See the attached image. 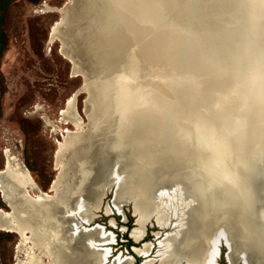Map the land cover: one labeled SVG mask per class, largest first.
Here are the masks:
<instances>
[{
	"label": "rangeland",
	"instance_id": "obj_1",
	"mask_svg": "<svg viewBox=\"0 0 264 264\" xmlns=\"http://www.w3.org/2000/svg\"><path fill=\"white\" fill-rule=\"evenodd\" d=\"M66 1L0 0V169L7 160L24 165L35 187L52 194L48 186L59 169H63L65 176L68 170L73 171L75 157H84L89 174L81 194L88 202L89 217L82 219L76 210L70 217V220H76L71 238L74 264H125L128 261L140 264L145 258L152 259L148 264H155L165 236L179 223L181 216L189 219V211L194 209L200 218L208 217V202L193 191L189 194L192 198L190 208L185 201L179 202L173 209L171 205L161 223H157L154 213H151L142 224L140 239L135 241L130 234L140 228L134 221L137 213L135 215L132 211V199L124 192L117 196L118 182L131 166L128 147H122L120 151L112 149L104 140L106 134L99 133L91 136L82 146L75 147V157L67 151L55 157L64 134L76 129L74 124L61 118V111L71 96L79 124L84 127L87 120L83 112L86 91L78 90L81 77L70 72V62L59 52V39L48 38L50 26L59 15L57 8ZM251 16L246 23L248 36L253 34L255 27V17ZM256 41L264 57L263 37L258 36ZM258 68L255 72L247 70L244 78V81L255 83L253 73L257 74V89L260 92L257 94L260 97L256 102L245 97L242 85L233 88L223 84L221 92L215 97L222 106L215 108L219 110L216 120L211 123L197 121L189 132L197 138V143L199 141L205 147L203 150L207 153L212 174L223 180L233 192L243 189L254 202L251 215L260 226H264V68L262 71ZM233 93L236 95L233 96ZM224 94L233 97L231 103L228 102L229 95L224 97ZM241 103L246 106L245 111L241 110ZM225 110H231L235 117L242 115L244 120L239 122L228 117L224 114ZM133 144L138 155L140 145L134 141ZM248 161L251 164L245 167ZM170 184L171 179L163 177L156 188L165 191ZM29 193L32 195L37 191L31 189ZM0 208L10 210L1 196ZM230 231L222 223L207 229L214 248L215 264H256L252 243H238L233 240ZM134 246L139 251H134ZM87 251L91 255L86 254ZM29 253L38 254L36 259L47 262V256L39 254L33 245L29 232L20 235L0 229V264H25ZM176 264L183 263L179 260Z\"/></svg>",
	"mask_w": 264,
	"mask_h": 264
},
{
	"label": "bare ground",
	"instance_id": "obj_2",
	"mask_svg": "<svg viewBox=\"0 0 264 264\" xmlns=\"http://www.w3.org/2000/svg\"><path fill=\"white\" fill-rule=\"evenodd\" d=\"M179 1L182 2L186 0ZM190 1L191 0H188L187 2ZM215 2L221 5L224 4V0H211L210 5L215 7ZM114 3V9L111 10L105 4L100 3L95 15L97 19L96 26L105 37L109 38L110 43H115L117 39L116 35L119 30L115 15L118 18V12L119 16H123L125 23L129 24L133 30L138 29V25H141V21L138 20L137 15L145 20H151L148 16H155L157 18L155 20L157 21V25H161V21H166V18L169 19V17L175 14L174 12L176 11L179 14L188 16L187 21L192 17V15L189 14V11L193 7V3L184 7H176L174 0H114ZM197 3L198 2L194 0V4L196 5ZM239 5L242 8H246L245 0H243V5ZM64 12L65 10L63 13ZM261 12L262 9L260 7H251L249 11L248 9L245 12L243 11V19L237 21L236 18L232 17L229 21L231 24V27H229L231 28V31L227 28L229 23L226 24L225 19L222 24L216 22L214 29L215 32L212 33L215 34V36L206 33L202 35L203 37L198 36V41L191 39V37L187 35L176 36V42H174V44L177 45V50L180 53V59L176 61L183 65V68L184 70H187V73L191 74H193L191 70L201 69L202 64L207 63V68L210 73L212 69L215 68V63L213 61L217 60L215 59V46L221 45L219 48V50H221L219 56L223 59V62L226 65L225 71L224 69L221 70L222 67L219 66L218 70L221 73L216 69V71L214 70L215 72H218V75H215V84L219 85V87L221 84L222 86L223 84H227L233 88L242 85L245 97L252 102H256L257 97H260L257 94L260 93L257 89V74L255 75V73H253L255 78L254 81H256L255 83L246 79L245 82L244 78L246 77L247 70H254L255 72L258 67L261 71L264 68V57L259 52V45L257 42L253 45V41H256L258 36H261L264 39V29H261V32L259 31V33L257 32L259 26L257 24L262 16ZM226 13L227 12H225V14ZM251 14L253 16H251ZM250 16L255 17V27L253 34L248 36L246 23L249 21ZM226 17L230 18V14H226ZM226 17L224 16V18ZM119 20H121L120 17ZM191 21H196V19L192 18L190 19V22ZM141 27L142 37L140 41L143 42L147 40L145 48L150 56L151 52L155 49V42L159 36L161 26L155 28L150 24H144V26L141 25ZM196 28L198 27L195 26L194 29ZM166 29L167 27H165V31ZM59 31L60 26L56 28L53 26L50 35H58ZM168 40L169 39H166V44L169 46L170 44L167 42L170 41ZM110 46H112V44ZM165 50L168 51L169 48H166ZM226 50H228V53L222 54ZM129 55L130 54L127 55L128 58ZM100 57L102 58L98 59ZM106 58L107 54L105 51L101 52L100 55H91V65L94 74L100 75L107 72L110 64L108 65V63H106ZM95 77L94 86H88V98L86 99L84 106V114L90 121L89 124L91 130L88 132L86 131V135H83L84 133L82 132H69L68 136L65 138L63 137L62 145H60L61 142L58 143L59 149L56 151L55 156L57 154H63L64 151H68L72 155L71 157H75L77 155L75 151L77 148L75 149V146L80 142L81 144L85 142L88 136H93L95 133L93 130L96 132L101 130L100 132L104 134V136L106 134L104 140L112 147V149L114 148L115 150L120 151V149L124 147V145L127 146V144L131 145V148L134 149L133 132L134 130L136 132L138 130V120L135 117V114L137 113L136 106L141 102L139 99L145 97V94L147 93L146 88L140 87L136 84H129L126 77L119 75L114 76L108 82L104 80L102 81L99 76ZM191 77L192 76L186 78L187 81L184 82V90L187 87L190 90L195 89L196 83H193L195 79H191ZM176 83L180 86L184 84L178 81ZM229 94H231V92H229ZM229 94H224L222 96L225 97V95L227 96ZM234 95L236 94L233 93V96ZM229 97V101L228 99H226V101L231 103L230 99L232 96L229 95ZM226 101H224V104ZM72 102L73 100L71 97L68 99L65 109L61 111V118L75 125L79 124L80 120L74 110ZM157 106V111L155 113H158L161 122L164 121L162 126V129H164L166 125L165 121L167 120L168 115H170V112L174 110V107H165L163 104H158ZM140 107L141 105L139 104L138 108L140 109ZM144 107H146V105H144ZM215 108H217V105ZM245 108L246 106L241 103V110L245 111ZM141 109H143V105ZM115 110H117V113H113ZM224 114L239 122L244 120L242 115L235 117L231 110H225ZM186 134H188V137L185 138V142H183L189 145L191 140L189 138L190 132H187ZM166 147L169 148L168 144H166ZM131 148L130 159L132 166L127 174L120 178L121 183L118 182L120 184H118L117 196L125 191L134 193L132 208L134 214L136 215L137 213L136 224H138L140 228L139 231H137V229L133 230L134 232L131 233V237L134 238L135 241L140 239L143 232L142 224L145 219L153 213V211H156L154 212L155 217L163 221L165 218V212L166 210H169L170 205L173 206H171L173 209L179 202L183 201L184 197H188L187 199L189 203H191L192 198L189 194L193 191L201 195V197L208 202L209 206V216L206 218H200L197 211H193L194 209L189 211V219L185 216V220L184 215L181 216L179 223H177L176 226H174V228H172V230L165 236V241L162 242V247L158 253V262L156 264H176L179 260L183 264H213V257L215 255L214 248L211 244L212 240L207 235V229L215 226V221L219 222V219L222 220V224L232 230V232L230 231V234L233 237V240L236 239L238 243L243 245L250 241L252 243L251 248L253 247L252 250L256 257V264H264V226H260L257 220L251 215L254 202L246 196V192L243 189H238L236 192H233L231 188L229 189L224 185L223 180L212 174L213 169L208 167V157L204 150H199V147L196 148V156L192 160H189L187 157H182V159L181 155L175 156L177 159L173 157V159L176 160L181 159L180 161L182 163L186 159L184 163H187V167L184 166V168L180 169L182 176H185L184 178L181 177L182 179H180V181H185V183H183V186L178 185L177 187L172 189L169 188L168 190L161 192L162 195L161 193H154V197L161 195L163 198L161 201H164L165 203L163 202L164 205L160 203V205L157 204L156 206H153L154 198L151 194L153 190H151L152 186L150 187V184L153 183L152 176L148 178V175H145V171L141 169L142 165L140 160H137L135 156L137 155L135 149L132 152ZM123 150L125 151V149ZM171 152L173 151L171 150ZM138 155H142L141 149L139 150ZM165 160H167V158H165ZM85 161V158L82 156L75 157L73 171L68 170L65 176L62 174L63 170L60 171L61 169H59L57 176L52 182L53 192L49 196L50 199L45 201L40 200V197L46 193L35 187L33 179L23 164L22 165L25 168L7 160L4 168H2V170L0 169V173L3 176L2 183L0 184V196L3 202L10 208L9 211H4L0 208V229L16 232L20 235H23V232H29L32 237L33 245L38 250V253L47 256V262H42L41 260L36 259L38 254L36 256L29 253L25 264H74L71 253V238L73 236V223H76V220H70V217L75 210L82 219L87 220L89 217L87 209L88 202L83 199L81 194L83 184L89 174ZM173 161L176 162L175 160ZM193 169L198 171V174H195ZM246 180H248V178ZM235 185L238 186V184ZM31 189H36L37 193H32L31 195L29 193ZM175 198L177 201H175ZM187 204L188 203L186 202L185 205ZM216 214H218L217 218ZM132 249L134 251H139V248L135 246L132 247ZM86 254L91 255L88 251ZM151 260L152 259L150 258H145L143 260L144 262L142 261L143 263H141L148 264ZM116 264H118V262ZM125 264L131 263L128 261Z\"/></svg>",
	"mask_w": 264,
	"mask_h": 264
},
{
	"label": "water",
	"instance_id": "obj_3",
	"mask_svg": "<svg viewBox=\"0 0 264 264\" xmlns=\"http://www.w3.org/2000/svg\"><path fill=\"white\" fill-rule=\"evenodd\" d=\"M174 1L176 7H184L193 3V7L189 11V14H191L192 17H190L188 21V16L179 14L177 11L174 12L175 14L171 15L169 19L166 18V21H161V25L156 24L157 21L155 20L157 18L155 16H148L151 20H145L137 15L142 26H144V24H150L155 28L161 26L159 36L155 42V49L151 52L150 56L145 48L147 40L143 42L140 41L142 37L141 25H138V29L133 30L129 24L125 23L123 16H119V12L118 18L113 12L117 19V27L119 30L117 31V39L115 43H110L109 38L105 37L96 26L97 19L95 15L100 3L105 4L111 10L114 9L113 5L115 6L114 0H67L62 6L57 8L59 13L58 18L52 23L48 32L49 39L53 37L59 39V52L70 62V72L72 74H79L81 77V84L78 87V90L86 91L83 112L86 99L88 98V86H94V79H96L95 76H99L102 81L104 80L108 82L114 76L119 75L126 77L129 84H136L140 87L146 88L147 93L145 94V97L143 99L140 98L139 100L141 102L138 103L141 107L143 105V109H141V107L139 109L138 105L136 106L137 113L135 112V117L138 120V130L137 132L135 130L133 132V141L141 146L139 149H141L142 155H135L137 160H140L141 162V169L148 174V178L152 176L153 179V183L150 184V187L152 186L151 190H153V193L151 192L154 198L153 206H156L157 204L160 205V203L164 205L165 203L164 201H161L163 200L161 192L164 191L156 188L160 179L163 177L171 178V184L169 187L171 189L178 185H184L183 183H185V181H180V179L185 176H182L180 169L184 168V166L187 167V163H184L186 159L182 163L180 161L181 159L176 160L177 158L175 156L181 155V158L187 157L189 160H192L196 156V148L199 147L201 150L205 148L201 142L198 141L197 143L196 137H191L190 135L189 138L191 140L189 145L184 143L185 138L188 137V134L186 133L192 130L193 125L196 126L197 121H202L204 123H211L210 121L214 122L216 120L215 116H217L219 112V110L215 109V104L218 107L221 106L217 98L215 103L216 94H219L222 88V84L220 87L215 84V75H218L219 66L222 67L221 70L224 69L225 71L226 65L224 64L223 59L219 56L221 53V50H219L221 45L215 46V59H217L213 61L215 63V68L209 73L207 63H203L201 69L191 70L194 74L193 75L187 73V70H184L183 65L176 61L180 59V53L177 50V45L174 44V42H176L175 37L187 35L190 36L191 39L198 41V36L203 37V34L210 33L211 35L215 32L214 29L216 22L222 24L225 19V23H229L227 25V28H229L231 27L229 21L232 17L236 18L237 21L243 19V11L245 12L247 9L249 11L251 7H260L262 9V16L257 24L259 25L257 32L259 33V31L261 32V29H264V0H245L246 8H242L239 5H243V0H224L223 5L215 2V7L210 5L211 0H195L198 2L196 5L194 4V0H191L190 2H187L188 0L182 2L179 0ZM64 10L65 12L63 13ZM225 12H227L226 14H230V18L226 17ZM224 16L226 18H224ZM119 17L121 20H119ZM192 18L196 19V21L190 22V19ZM53 26L55 28L60 26L58 35H50ZM195 26L198 28L194 29ZM165 27H167L166 31ZM229 29L231 31V28ZM212 35L215 36V34ZM166 39H169L168 41H170L167 42L170 44L169 46L166 44ZM256 42L257 41H253V45H255ZM111 44L112 46H110ZM166 48H169V50L166 51ZM104 51L107 54L106 63H108V65L110 64V67L107 69V72L96 75L93 73L91 55H100V53ZM226 53H228V50L222 54ZM128 54H130L129 58L127 56ZM101 58L102 57L98 59ZM215 69L218 70V72H215ZM189 76H192L191 79H195L193 81V83H196L194 90H190L188 87L185 90L183 88L185 86L184 82L187 81L186 78H189ZM177 81L184 84L181 86L177 85ZM71 97L73 100V96ZM72 103L74 106V101ZM158 104H163L165 107H174V110L170 112V115H168L167 120L165 121L166 125L164 129H162L164 121L161 122L158 113H155ZM144 105H146V107H144ZM116 111L117 110L113 111V113H117ZM86 119L84 127L80 124H75L76 129L69 132H82L84 133L83 135H86V131L88 132L91 130L89 124L90 121L87 116ZM100 131L101 130H98L96 132L93 130V132H95L94 135L101 133ZM69 132H66L63 137L65 138L68 136ZM88 137L85 142L89 140ZM174 137H177V139ZM180 138H182L184 142H182ZM85 142L82 144L80 142L75 147L82 146ZM62 143L63 139L60 145H62ZM166 144H168L169 150L166 147ZM125 146L126 145H124V147ZM58 147L56 149H59ZM127 147L130 153V148L132 146L127 144ZM134 149L136 150V146ZM134 149L131 148V151L133 152ZM170 149L173 152H171ZM58 156L59 155L57 154L55 157L58 158ZM173 157L176 159H173ZM165 158H167V160H165ZM246 158L248 159V155ZM250 164L248 161V163L245 164V167H248ZM4 166L5 162L3 163L1 170ZM193 172L198 174V171L195 169H193ZM2 177L3 176L0 173V184L2 183ZM52 182L53 179H51L48 189L53 191ZM124 193L131 197L133 204L134 193L127 191ZM154 193H161V195L154 197ZM49 196L50 194L46 192L45 195L40 197V200L45 201L50 199ZM187 198L184 197L183 201L188 203L186 206H189L192 203H189ZM175 201H177L176 198ZM203 208L201 207V209ZM132 211L134 213L133 208ZM154 212L156 211H153V213ZM154 219L157 223L162 222V220L157 219L155 215ZM134 221L135 223L137 222L136 219ZM219 222L215 221V224H221L222 220L219 219ZM156 263L157 259L155 264Z\"/></svg>",
	"mask_w": 264,
	"mask_h": 264
},
{
	"label": "crops",
	"instance_id": "obj_4",
	"mask_svg": "<svg viewBox=\"0 0 264 264\" xmlns=\"http://www.w3.org/2000/svg\"><path fill=\"white\" fill-rule=\"evenodd\" d=\"M150 259H151V258H150ZM143 262H144V261H143ZM143 262H142V263H143ZM142 263H141V264H142ZM213 264H214V262H213Z\"/></svg>",
	"mask_w": 264,
	"mask_h": 264
},
{
	"label": "flooded vegetation",
	"instance_id": "obj_5",
	"mask_svg": "<svg viewBox=\"0 0 264 264\" xmlns=\"http://www.w3.org/2000/svg\"><path fill=\"white\" fill-rule=\"evenodd\" d=\"M213 261H214V259H213ZM214 264H215V261H214Z\"/></svg>",
	"mask_w": 264,
	"mask_h": 264
}]
</instances>
